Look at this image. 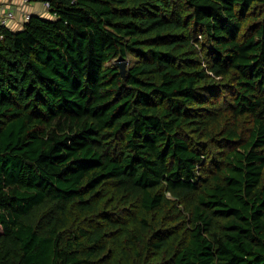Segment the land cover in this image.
Segmentation results:
<instances>
[{
	"label": "trees",
	"instance_id": "obj_1",
	"mask_svg": "<svg viewBox=\"0 0 264 264\" xmlns=\"http://www.w3.org/2000/svg\"><path fill=\"white\" fill-rule=\"evenodd\" d=\"M28 1L50 17L0 25V264H264V0Z\"/></svg>",
	"mask_w": 264,
	"mask_h": 264
},
{
	"label": "crops",
	"instance_id": "obj_2",
	"mask_svg": "<svg viewBox=\"0 0 264 264\" xmlns=\"http://www.w3.org/2000/svg\"><path fill=\"white\" fill-rule=\"evenodd\" d=\"M5 4L6 8L11 7L15 13V18L9 21L8 27L12 30L21 29L25 20L26 14H36L42 17H50L49 9L45 7L44 3L32 1L25 2L23 0H0ZM2 8H0V12Z\"/></svg>",
	"mask_w": 264,
	"mask_h": 264
},
{
	"label": "rangeland",
	"instance_id": "obj_3",
	"mask_svg": "<svg viewBox=\"0 0 264 264\" xmlns=\"http://www.w3.org/2000/svg\"><path fill=\"white\" fill-rule=\"evenodd\" d=\"M117 60L118 59H116L115 61H113V63L115 65H117V63H116ZM131 60H132L131 59V56H128L125 59L121 60V62H124L125 66H128V63H130ZM0 230H1V228H0ZM124 245H127V244H124ZM109 246H110V250L112 251V254H110V257L113 255V257L111 258V260L112 261L118 260L121 263H124L126 259L121 255V252H120L121 247L119 245H116V244H113V243H111ZM138 248H140V246H138ZM125 249H128V245L125 247ZM128 256L130 258H132V263H134L135 262V258H134L135 255L134 254H130ZM107 259H108V257H107ZM109 264H111V263H109Z\"/></svg>",
	"mask_w": 264,
	"mask_h": 264
},
{
	"label": "built area",
	"instance_id": "obj_4",
	"mask_svg": "<svg viewBox=\"0 0 264 264\" xmlns=\"http://www.w3.org/2000/svg\"><path fill=\"white\" fill-rule=\"evenodd\" d=\"M23 1L27 2L28 0H23ZM44 5L46 8H49V4L47 2H45ZM0 8H2V11L0 12V25L8 26L9 21L15 18V13L11 9V7L6 8L5 4H2L1 1H0ZM29 17L30 14H26L24 16V20L26 21Z\"/></svg>",
	"mask_w": 264,
	"mask_h": 264
},
{
	"label": "water",
	"instance_id": "obj_5",
	"mask_svg": "<svg viewBox=\"0 0 264 264\" xmlns=\"http://www.w3.org/2000/svg\"><path fill=\"white\" fill-rule=\"evenodd\" d=\"M117 65L119 67L120 74L123 76L124 71H125V64L124 62H121V60H117Z\"/></svg>",
	"mask_w": 264,
	"mask_h": 264
}]
</instances>
